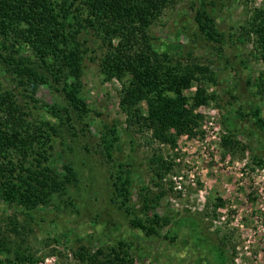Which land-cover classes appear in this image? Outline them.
I'll list each match as a JSON object with an SVG mask.
<instances>
[{
    "label": "rangeland",
    "instance_id": "rangeland-1",
    "mask_svg": "<svg viewBox=\"0 0 264 264\" xmlns=\"http://www.w3.org/2000/svg\"><path fill=\"white\" fill-rule=\"evenodd\" d=\"M257 11L264 17V0H178L153 25L164 57L208 66L216 78L208 87L213 99L195 111L200 129L175 144H161L148 128L126 121L123 84L101 74L103 49L94 38L81 78L86 110L46 85L37 102L23 96L33 118L57 129L56 166L64 173L70 165L77 178L55 205L0 206V264H84L75 256L81 247L109 253L120 243L133 264H219L220 252L225 264H264V64L247 33ZM199 13L214 19L218 41L201 30ZM8 67L0 58V83L12 88ZM195 92L193 86L185 94ZM227 118L235 122L232 130ZM159 157L160 181L153 172ZM118 187L129 191L126 206ZM161 193L157 208L144 214V196ZM136 218L169 223L148 235L133 225Z\"/></svg>",
    "mask_w": 264,
    "mask_h": 264
},
{
    "label": "trees",
    "instance_id": "trees-1",
    "mask_svg": "<svg viewBox=\"0 0 264 264\" xmlns=\"http://www.w3.org/2000/svg\"><path fill=\"white\" fill-rule=\"evenodd\" d=\"M178 0H0V58L7 63L16 85L0 83V206L33 211L55 205L67 194L77 175L70 165L64 173L53 157L56 127L36 119L22 97L32 102L41 86L63 93L78 110L87 108L81 91L84 52L90 40L103 49L100 72L107 81L122 82L120 109L131 125L146 127L161 144H175L178 137L192 136L201 127L202 116L195 111L208 105L213 96L209 84L216 83L214 71L197 63H173L155 47L150 31L164 12ZM201 30L212 40L218 31L214 19L199 13ZM256 38L264 64V17L257 14L248 23ZM222 37V36H221ZM218 41V40H217ZM264 92V67L261 72ZM196 86L192 97L185 92ZM23 88V92L17 89ZM228 130L235 127L229 118ZM163 158L153 161L154 176L163 179ZM169 170V168L167 169ZM157 181V182H158ZM118 193L129 201L126 187ZM163 193L145 195L143 212L157 208ZM130 209L128 208V211ZM146 234H156L168 220H133ZM4 245L0 234V247ZM125 243L109 253L81 247L75 256L84 264H133ZM218 263L225 264L220 252Z\"/></svg>",
    "mask_w": 264,
    "mask_h": 264
}]
</instances>
